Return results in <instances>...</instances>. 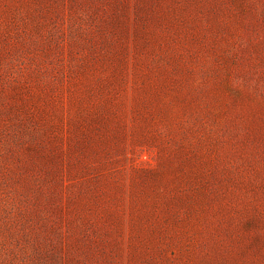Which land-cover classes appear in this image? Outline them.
<instances>
[{
  "label": "rangeland",
  "instance_id": "rangeland-1",
  "mask_svg": "<svg viewBox=\"0 0 264 264\" xmlns=\"http://www.w3.org/2000/svg\"><path fill=\"white\" fill-rule=\"evenodd\" d=\"M0 264H264V0H0Z\"/></svg>",
  "mask_w": 264,
  "mask_h": 264
}]
</instances>
